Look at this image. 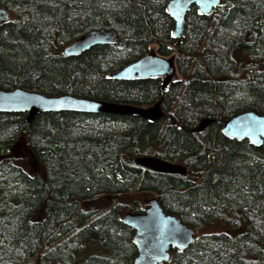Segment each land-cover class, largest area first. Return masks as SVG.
Instances as JSON below:
<instances>
[{
    "label": "trees",
    "instance_id": "trees-1",
    "mask_svg": "<svg viewBox=\"0 0 264 264\" xmlns=\"http://www.w3.org/2000/svg\"><path fill=\"white\" fill-rule=\"evenodd\" d=\"M169 0H0V88L139 106L162 101L164 118L47 111L0 112V264H132L128 209L157 197L198 228L221 221L163 264H264V142L222 131L246 110L264 114V0H223L202 14L192 5L183 37L173 36ZM113 43L77 55L63 47L93 29ZM174 55L177 79H114L152 49ZM204 118L203 131H192ZM153 154L186 175L144 172ZM127 212V211H126ZM91 243L100 250L86 254Z\"/></svg>",
    "mask_w": 264,
    "mask_h": 264
},
{
    "label": "water",
    "instance_id": "water-1",
    "mask_svg": "<svg viewBox=\"0 0 264 264\" xmlns=\"http://www.w3.org/2000/svg\"><path fill=\"white\" fill-rule=\"evenodd\" d=\"M223 0H169L167 12L174 20L173 36L181 40L186 14L192 5H196L202 14H209L222 5ZM11 19L8 10L0 6V26ZM117 34L113 29H93L74 39L63 48L66 55H77L96 44L112 43ZM176 72L175 56L166 57L148 52L133 60L112 76L117 79L163 77L166 86ZM76 111L87 113H116L138 115L150 121H156L166 115L161 101L147 107L127 102L110 101L90 97H76L72 94L49 96L40 92L16 87L0 88V112H26V120L32 122L40 112ZM204 118L192 129L203 131L213 122ZM222 131L233 139H247L252 145L260 146L264 142V114L246 110L224 121ZM131 163L144 172L163 174H186V167L170 162L153 154L136 155ZM144 211L128 210L122 221L134 230L133 243L136 254L132 264H162L171 259V251H184L196 238L195 229L184 223L176 214L164 210L157 197L147 200Z\"/></svg>",
    "mask_w": 264,
    "mask_h": 264
},
{
    "label": "rangeland",
    "instance_id": "rangeland-1",
    "mask_svg": "<svg viewBox=\"0 0 264 264\" xmlns=\"http://www.w3.org/2000/svg\"><path fill=\"white\" fill-rule=\"evenodd\" d=\"M151 52L155 53L156 50L155 49H152ZM177 66V65H176ZM178 77V72L176 71L174 73V75L172 76V80L173 79H177ZM152 196H149L148 198H151ZM130 210V209H128ZM126 210V211H128ZM125 211V212H126ZM224 224L223 222L217 220V221H213V222H209V223H205L203 226L201 227H198V228H194L195 229V232H196V236L200 235V234H208V233H214V232H220L224 229ZM100 250V246L99 244L97 243H91V245L88 246V250L86 251V254H91L93 252H97Z\"/></svg>",
    "mask_w": 264,
    "mask_h": 264
},
{
    "label": "bare ground",
    "instance_id": "bare-ground-1",
    "mask_svg": "<svg viewBox=\"0 0 264 264\" xmlns=\"http://www.w3.org/2000/svg\"><path fill=\"white\" fill-rule=\"evenodd\" d=\"M1 7H2V6H1ZM3 8H4V7H3ZM218 8H219V7H218ZM212 12H213V11H212ZM84 34H85V33H84ZM114 42H115V41H114ZM70 43H71V42H70ZM70 43H69V44H70ZM112 43H113V42H112ZM104 44H105V43H104ZM67 45H68V44H67ZM64 47H65V46H64ZM64 47H63V48H64ZM154 49H155V48H154ZM155 50H156V49H155ZM156 53H157V52H156ZM158 54H159V53H158ZM171 56H174V55H171ZM171 56H166V57H171ZM128 64H129V63H128ZM126 65H127V64H126ZM126 65H125V66H126ZM125 66H124V67H125ZM122 68H123V67H122ZM122 68H121V69H122ZM119 70H120V69H119ZM119 70H117V71H119ZM117 71H115V72H117ZM115 72H113V73L111 74V77H112V78H114L112 75H113ZM162 78H163V77H162ZM114 79H117V78H114ZM120 80H121V79H120ZM163 80H164V78H163ZM171 80H172V79H171ZM166 86H167V85H166ZM166 86H164L163 83H162V88H163V89H165ZM157 101H159V100H157ZM157 101H156V102H157ZM160 101H161V100H160ZM154 103H155V102H154ZM154 103H153V104H154ZM161 104H162V101H161ZM134 105H135V104H134ZM150 105H152V104H150ZM147 106H149V105H147ZM147 106H143V107H147ZM8 113H10V112H8ZM18 113H26V112H18ZM26 116H27V113H26ZM137 116H138V115H137ZM140 117H141V116H140ZM164 117H165V116H164ZM164 117H162V118H164ZM143 118H144V117H143ZM145 119H146V118H145ZM160 119H161V118H160ZM147 120H148V119H147ZM26 121H27V120H26ZM149 121H150V120H149ZM186 173H187V171H186ZM176 174H177V173H176ZM185 175H186V174H185ZM123 215H124V214H123ZM122 222H123V221H122ZM125 225H126V224H125ZM203 234H204V233H203ZM196 237H197V236H196ZM195 239H196V238H195ZM171 254H172V251H171ZM165 263H166V262H165Z\"/></svg>",
    "mask_w": 264,
    "mask_h": 264
},
{
    "label": "flooded vegetation",
    "instance_id": "flooded-vegetation-1",
    "mask_svg": "<svg viewBox=\"0 0 264 264\" xmlns=\"http://www.w3.org/2000/svg\"><path fill=\"white\" fill-rule=\"evenodd\" d=\"M181 175V174H180ZM145 203H146V206H147V200L145 201ZM146 206L144 207V208H141V209H139V210H135V209H133V210H135V211H144V209L146 208ZM132 210V209H131Z\"/></svg>",
    "mask_w": 264,
    "mask_h": 264
},
{
    "label": "snow or ice",
    "instance_id": "snow-or-ice-1",
    "mask_svg": "<svg viewBox=\"0 0 264 264\" xmlns=\"http://www.w3.org/2000/svg\"><path fill=\"white\" fill-rule=\"evenodd\" d=\"M197 2H200V0H197Z\"/></svg>",
    "mask_w": 264,
    "mask_h": 264
}]
</instances>
